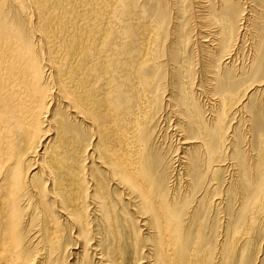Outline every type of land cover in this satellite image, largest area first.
Here are the masks:
<instances>
[{"label": "rangeland", "instance_id": "rangeland-1", "mask_svg": "<svg viewBox=\"0 0 264 264\" xmlns=\"http://www.w3.org/2000/svg\"><path fill=\"white\" fill-rule=\"evenodd\" d=\"M23 1L28 8L29 0ZM179 1L162 0L158 7V0H96L98 27L108 30L112 48L113 78L129 79L139 102L132 103L133 113L123 125L109 118L100 132L71 126L79 135L70 153L83 159L94 151L86 166L93 162L97 195L108 206V218L102 215L98 224L103 233H110L111 224L117 264H160L165 252L155 247L151 216L121 181L116 161L120 167L148 170L152 179L145 183L175 208L180 205L187 237L184 264H264V2L235 0L233 10L224 0H205L203 6ZM123 3H128L127 12L121 10ZM60 112L57 116L64 114L67 121V112ZM193 154L196 160L189 165ZM167 221L174 230L172 220ZM172 228L159 236L165 239L162 245ZM74 239L64 231L59 245L64 247L53 251L56 264H75L74 245L62 254ZM40 253L34 264H41ZM91 261L87 264H95Z\"/></svg>", "mask_w": 264, "mask_h": 264}, {"label": "bare ground", "instance_id": "bare-ground-1", "mask_svg": "<svg viewBox=\"0 0 264 264\" xmlns=\"http://www.w3.org/2000/svg\"><path fill=\"white\" fill-rule=\"evenodd\" d=\"M29 2L32 11L23 0H0V264H34L40 251L44 253L41 264H56L59 259L53 251L64 247L59 245H63L66 230L75 239L73 244H65L62 254L74 245L76 250L71 255L76 257L75 264H87L89 260H94L95 264H117V258H113L111 224L110 233H103L102 223L98 224L102 215L108 218L109 211L105 210L108 206L104 198L97 195L98 183L91 169L93 162L86 166L94 151L83 159L71 154L72 143L79 135L71 126L77 124L82 131L94 128L100 132L109 118L123 125L133 113L132 103L139 102V95H132L135 88L128 86L129 79L116 82L113 78L112 48L106 39L108 30L98 27L101 16L96 13V0ZM194 2L201 6L206 1ZM223 2L229 9L235 8V0ZM157 3L158 7L162 6V0ZM128 9L125 3L121 10L127 12ZM105 10L108 11L107 7ZM160 10L156 12L162 13ZM141 72L142 69L137 73L142 76ZM57 106L67 112V121L63 119L64 114L57 116L61 113L60 108L56 110ZM46 139L40 151L39 146ZM190 148L186 147V151ZM102 152L107 154L108 151ZM195 160L193 154L188 159L189 165ZM116 162L113 164L116 169L120 168L119 172L115 171L121 174V181L140 199L143 211L151 216L156 228L154 240H158L155 247L158 245L161 254L165 252L160 264H182L187 237L183 236L180 205V209L175 208V203L172 206L170 199L165 200L163 194L145 183L152 179L148 170L136 169L138 166L126 165V162V167H120ZM169 219L174 227V230L170 227L171 233ZM168 229L170 235L166 245H162L165 239L159 236L165 237ZM164 247L166 250L162 251Z\"/></svg>", "mask_w": 264, "mask_h": 264}]
</instances>
